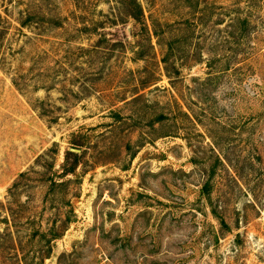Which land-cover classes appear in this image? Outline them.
<instances>
[{
	"label": "rangeland",
	"instance_id": "obj_1",
	"mask_svg": "<svg viewBox=\"0 0 264 264\" xmlns=\"http://www.w3.org/2000/svg\"><path fill=\"white\" fill-rule=\"evenodd\" d=\"M139 2L0 0V264H264V0Z\"/></svg>",
	"mask_w": 264,
	"mask_h": 264
},
{
	"label": "trees",
	"instance_id": "obj_2",
	"mask_svg": "<svg viewBox=\"0 0 264 264\" xmlns=\"http://www.w3.org/2000/svg\"><path fill=\"white\" fill-rule=\"evenodd\" d=\"M131 6L133 8L132 13L130 15L135 21H140L142 15H143V9L141 6V3L139 0H131ZM0 20H1V15H0ZM20 26L24 27L27 26V23L20 22ZM171 55V52H168V54H165L164 62H167L169 57ZM166 64V63H164ZM167 70V68H166ZM134 100V99H133ZM132 101V100H131ZM130 102V101H126ZM87 139L88 136L83 133H73L69 139V147L65 149L64 155H63V162L59 166L58 171L53 170V166L50 162L46 161L44 156H39L38 159H43L44 163H41L42 170L41 171H36L34 169L20 172L17 175V179L12 183V185L8 188V195L10 198L14 197L17 190L24 188L25 184L27 185V181H32L33 179V174L37 175V178L41 180V182L44 184L45 187V195H57L59 198V202L61 203L60 206H64L69 209H67L68 214H73V211L70 209L71 202L69 200H66V193H67V188L72 183V179H69L70 176L75 177L78 179V169H80L85 163L83 160L85 150L82 148L85 147V144H87ZM71 148L74 149H79L81 150V153L74 152L70 150ZM39 162V161H38ZM35 180V179H34ZM26 181V183H24ZM8 209L11 212V203L9 202V207ZM72 222V219L70 215H68L65 218L64 223L62 224L60 229H54L48 228V231L42 232L41 236L44 238L47 235H50L49 238L47 239V246L46 253L42 255V258H48L51 254V245L50 242L54 241L56 239L61 238L62 231L64 228ZM22 259L24 260V264H28L26 262V255H22Z\"/></svg>",
	"mask_w": 264,
	"mask_h": 264
},
{
	"label": "water",
	"instance_id": "obj_3",
	"mask_svg": "<svg viewBox=\"0 0 264 264\" xmlns=\"http://www.w3.org/2000/svg\"><path fill=\"white\" fill-rule=\"evenodd\" d=\"M70 150L78 152V150L77 149H74V148H71Z\"/></svg>",
	"mask_w": 264,
	"mask_h": 264
}]
</instances>
